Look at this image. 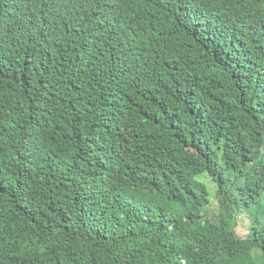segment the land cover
<instances>
[{
    "label": "trees",
    "instance_id": "obj_1",
    "mask_svg": "<svg viewBox=\"0 0 264 264\" xmlns=\"http://www.w3.org/2000/svg\"><path fill=\"white\" fill-rule=\"evenodd\" d=\"M0 264H264V0H0Z\"/></svg>",
    "mask_w": 264,
    "mask_h": 264
},
{
    "label": "rangeland",
    "instance_id": "obj_2",
    "mask_svg": "<svg viewBox=\"0 0 264 264\" xmlns=\"http://www.w3.org/2000/svg\"><path fill=\"white\" fill-rule=\"evenodd\" d=\"M202 179H204V181H206L210 187L212 188L213 190V193L216 192V184L211 180V178L209 177V175L207 174H204L201 176ZM238 233L241 234V235H244L246 233V230L244 228H242L241 226L238 227Z\"/></svg>",
    "mask_w": 264,
    "mask_h": 264
}]
</instances>
